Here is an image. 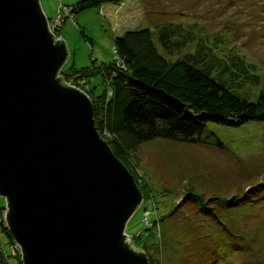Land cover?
I'll use <instances>...</instances> for the list:
<instances>
[{"label": "rangeland", "instance_id": "1", "mask_svg": "<svg viewBox=\"0 0 264 264\" xmlns=\"http://www.w3.org/2000/svg\"><path fill=\"white\" fill-rule=\"evenodd\" d=\"M78 1L40 0L55 41L67 47L66 73L72 66L81 70L118 61L114 42L128 31L150 29L157 40L162 28L175 24L191 41L184 49L173 48L172 61L198 53L203 44L214 73L242 98L258 99L264 84V0H124L74 18L61 11ZM178 35L179 42L186 37ZM159 50L168 55L161 45ZM89 87L95 98L106 91L100 77ZM213 133L224 143L222 150L156 139L125 157L143 196L127 224L128 242L152 264H264V192L262 200L239 199L254 186L264 188V122L237 128L209 123L203 140L213 143ZM204 201L217 219L202 209ZM5 206L0 196V208ZM1 224L0 215V252L6 264H19L17 245Z\"/></svg>", "mask_w": 264, "mask_h": 264}, {"label": "water", "instance_id": "2", "mask_svg": "<svg viewBox=\"0 0 264 264\" xmlns=\"http://www.w3.org/2000/svg\"><path fill=\"white\" fill-rule=\"evenodd\" d=\"M68 54L40 0H0L7 224L24 264H150L126 234L142 193L99 134L90 98L59 78Z\"/></svg>", "mask_w": 264, "mask_h": 264}, {"label": "trees", "instance_id": "3", "mask_svg": "<svg viewBox=\"0 0 264 264\" xmlns=\"http://www.w3.org/2000/svg\"><path fill=\"white\" fill-rule=\"evenodd\" d=\"M123 1L80 0L72 6H63V9L74 18L80 12L102 8L107 4L120 5ZM52 28L49 23L50 33L53 35ZM182 31L184 29L181 25L169 24L160 30L158 41L150 29L128 31L115 39V54L118 58L115 63L81 70L72 66V73H66L63 68L59 75L65 86L73 87L70 84H76V88L90 98L99 134L131 175L133 172L126 164V155L156 139L212 145L222 150L224 143L215 133L212 134L213 143L203 140L209 123L237 128L250 122H264V84L258 89L256 101L242 98L231 90L223 76L214 73L216 68L212 63L206 62L205 54L208 49L201 43L198 53H186L172 61L170 56L173 48L184 49L185 43L191 41ZM178 33L186 35L189 40L184 37L179 42ZM172 39L174 43L171 42ZM160 45L165 51L168 50V55L161 53ZM241 72L245 73V78H251L247 70L241 68ZM99 77L106 85V91L95 98L90 93L89 84ZM134 179L141 189L139 181ZM263 192L261 185L254 186L249 195L239 199L262 200L260 194ZM206 204L204 201L201 207L210 213L211 209ZM230 204L233 205L234 202ZM8 212L9 204L6 200V206L0 208L1 226L17 245L19 264H24L22 249L7 224ZM210 214L218 218L216 212ZM132 249L135 250L136 246L132 245ZM135 251L139 252L138 249ZM0 254V264H6L3 253ZM147 259L152 264L148 257Z\"/></svg>", "mask_w": 264, "mask_h": 264}, {"label": "built area", "instance_id": "4", "mask_svg": "<svg viewBox=\"0 0 264 264\" xmlns=\"http://www.w3.org/2000/svg\"><path fill=\"white\" fill-rule=\"evenodd\" d=\"M63 10H64V9H63ZM63 10H62V11H63ZM65 13H67V12L65 11ZM61 17H62V15L59 17V19H60ZM59 19H58V20H59ZM52 27H53V28H52V29H53L52 33H54V26H52ZM53 35H54V34H53ZM55 38L57 39L56 36H55ZM82 92H83V91H82Z\"/></svg>", "mask_w": 264, "mask_h": 264}]
</instances>
